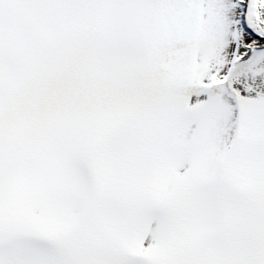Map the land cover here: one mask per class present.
Instances as JSON below:
<instances>
[{
  "label": "snow or ice",
  "instance_id": "snow-or-ice-1",
  "mask_svg": "<svg viewBox=\"0 0 264 264\" xmlns=\"http://www.w3.org/2000/svg\"><path fill=\"white\" fill-rule=\"evenodd\" d=\"M0 264H264V0H0Z\"/></svg>",
  "mask_w": 264,
  "mask_h": 264
}]
</instances>
